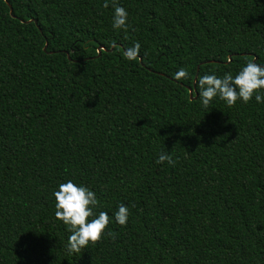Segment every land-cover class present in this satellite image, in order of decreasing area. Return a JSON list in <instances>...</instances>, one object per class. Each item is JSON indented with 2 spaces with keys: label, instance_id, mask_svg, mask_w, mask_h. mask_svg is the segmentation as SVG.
<instances>
[{
  "label": "trees",
  "instance_id": "16d2710c",
  "mask_svg": "<svg viewBox=\"0 0 264 264\" xmlns=\"http://www.w3.org/2000/svg\"><path fill=\"white\" fill-rule=\"evenodd\" d=\"M115 2L128 28L105 0H0V264H264V103L195 84L264 64V0ZM67 179L128 222L69 253Z\"/></svg>",
  "mask_w": 264,
  "mask_h": 264
},
{
  "label": "clouds",
  "instance_id": "9594fccd",
  "mask_svg": "<svg viewBox=\"0 0 264 264\" xmlns=\"http://www.w3.org/2000/svg\"><path fill=\"white\" fill-rule=\"evenodd\" d=\"M105 7L112 8L113 29L128 28V11L115 0L109 3L105 0ZM140 42L135 41L130 48H125L123 58L132 61L140 54ZM188 73L184 67H180L174 73L176 80L186 78ZM195 84L197 95L202 107H207L213 98L222 100L226 105L232 106L238 100L248 103L255 100L257 104L264 103V64L257 63L256 59L245 62L232 74L225 71L222 75L215 72H205L199 75ZM156 163L167 162L173 165L174 160L168 152L161 151L155 160ZM54 215L65 226L69 233L67 235L65 248L69 253L79 252L90 242L98 241L109 223L114 221L121 226L129 219V207L126 203L120 202L112 211L111 216L106 211L94 212L98 200L93 189L87 185L67 179L59 183L53 190Z\"/></svg>",
  "mask_w": 264,
  "mask_h": 264
},
{
  "label": "water",
  "instance_id": "95a60500",
  "mask_svg": "<svg viewBox=\"0 0 264 264\" xmlns=\"http://www.w3.org/2000/svg\"><path fill=\"white\" fill-rule=\"evenodd\" d=\"M10 12H11V14H12V8H11V6H10ZM46 47H47V43H46V45L44 46V49H46ZM113 47V46H112ZM103 49H105V47L104 46H99V48H98V52L100 53L101 52V50H103ZM254 59H257V57L255 56L254 57ZM196 76H195V80H196ZM195 86V85H194ZM189 92H190V96H191V98L193 97V88H189Z\"/></svg>",
  "mask_w": 264,
  "mask_h": 264
}]
</instances>
